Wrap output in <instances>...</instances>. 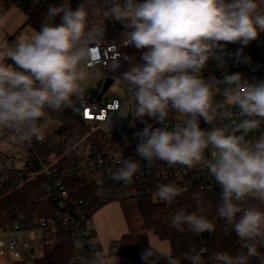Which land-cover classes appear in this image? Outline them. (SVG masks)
Returning a JSON list of instances; mask_svg holds the SVG:
<instances>
[{"label": "clouds", "instance_id": "1", "mask_svg": "<svg viewBox=\"0 0 264 264\" xmlns=\"http://www.w3.org/2000/svg\"><path fill=\"white\" fill-rule=\"evenodd\" d=\"M95 11L127 29L124 47L144 50L142 63L121 57L129 64L121 78L133 97L134 119L145 124L136 133L138 159L117 157L119 167L108 169V178L132 184L143 167L156 161L206 169L220 188L217 215L243 242L234 255L218 252L210 259L214 264L264 260V209L241 207L253 194L264 203V80L249 81L241 73H225L221 79L203 75L210 60L224 63L229 44L240 45L239 59L244 47L264 33V0H111ZM105 31L90 26L84 0L75 8L70 0H61L48 7L38 31L0 46V135L13 143L44 142L47 129L41 121L50 113L75 110L83 98ZM217 87L222 100H215ZM170 113L183 117L171 128L166 124ZM202 120L210 128L203 129ZM222 121L229 123L218 124ZM186 191L164 183L154 195L171 206ZM94 195L104 198L107 192L100 186ZM192 199L199 211L204 195L195 192ZM171 227L195 234L215 231L207 216L184 209L172 215ZM206 252L193 246L182 256L188 264H205ZM115 253L112 248L80 254L73 264H119ZM143 258L145 264H180L170 247L158 244H150Z\"/></svg>", "mask_w": 264, "mask_h": 264}, {"label": "built area", "instance_id": "2", "mask_svg": "<svg viewBox=\"0 0 264 264\" xmlns=\"http://www.w3.org/2000/svg\"><path fill=\"white\" fill-rule=\"evenodd\" d=\"M99 1L102 4L111 3V0ZM8 40L7 45L14 44V38H9ZM239 47V44H229L227 46L223 64L210 60L203 71L204 77L221 79L225 73H241L249 81L264 80V33L260 34L258 40L252 41L244 47L242 56L237 59L236 53ZM123 48H127L124 47L123 40H107L104 35L97 46L99 61L93 62L88 69L91 76H94L96 69H99L104 81L107 78H112V84L116 82L122 85L120 80L115 77V73L121 69L123 64V59H121ZM114 63H119L120 68L113 70L112 66ZM214 91L216 93L215 100L224 99L222 88L217 87ZM125 93L124 100L112 99L103 102V94L100 96L98 93L85 90L83 98L76 103L75 110L68 109L80 121L107 136H117L119 141L112 146L105 145L100 150H95L90 146H78L74 150L72 160L63 167L49 166L42 163L35 156L39 167L38 172L42 177V187L46 196L52 202L57 216L42 220L34 219L27 227L14 225L4 233L0 232L5 237L4 248L0 250V254L3 257L2 264L22 262V254L27 253L30 249V242L27 239H19L18 235L36 231L41 234L42 245L47 246L51 243V239L62 229L69 230L74 237L73 256L75 261L80 254L95 252L94 228L85 213L84 197L95 196L94 193L100 186H103L107 192L104 198L95 196L101 204L114 200H135L145 197L151 198L155 202H161L154 195L157 185L177 183L186 187L187 191L197 189L204 195L211 197L213 203L218 205L220 197L219 185L208 174L206 169L202 170L199 167L193 169H187L182 166L169 167L163 161H156L151 167H143L134 178L132 184L126 185L108 178L107 170H115L119 167L117 157L138 159L136 156V144L138 143L136 133L141 129L134 124L132 113L133 98L126 89ZM232 110L234 113L233 118L238 122L240 119L239 111L235 107ZM182 118L178 113H170L169 117L166 118V124L171 128L178 119ZM51 121L53 120H47L42 125L47 129V138L44 142L49 139H59L57 134L58 127L51 128ZM228 123V121L218 122V124L225 125ZM159 126L157 123L154 127ZM127 127L131 128V132L122 135ZM201 127L208 129L210 125L202 120ZM26 144L28 149L32 150V143ZM19 157L17 149L8 147L7 150L3 151L0 156V182L12 183L23 176L22 168L27 162L23 163L18 160ZM18 161L23 163L21 168L16 167ZM142 163L144 162L142 161ZM253 198L258 199L256 194ZM214 224L215 227H218L216 220H214ZM218 233L228 236L229 229L223 227L218 230ZM212 236L213 234L209 233L207 243L211 241ZM239 242L242 246L243 242L240 240ZM207 243L201 246L207 249L204 256L205 264H214V261L210 259L214 253ZM128 258L134 261L135 255L131 254Z\"/></svg>", "mask_w": 264, "mask_h": 264}, {"label": "trees", "instance_id": "3", "mask_svg": "<svg viewBox=\"0 0 264 264\" xmlns=\"http://www.w3.org/2000/svg\"><path fill=\"white\" fill-rule=\"evenodd\" d=\"M83 0H70L75 8L79 6ZM85 7L89 13V24L93 28H105V37L110 39H122V34L127 29L114 20H105L102 13L97 14L96 8L101 6L99 0H84ZM61 0H0V17L9 9L16 8L24 15L22 28L30 31H38L43 15L46 13L50 5H58ZM144 50L136 49L129 46L122 49L124 54L135 57L136 63H142L141 55ZM10 63V61H8ZM129 64L123 60L120 70L115 73L122 86L127 90L126 85L122 81V72L127 71ZM128 91V90H127ZM129 92V91H128ZM130 93V92H129ZM131 95V93H130ZM132 96V95H131ZM133 98V97H132ZM47 120H53L58 123L59 139H49L42 143L35 139L32 141V150L28 149L26 143H13L7 139V135H0V145L7 144L8 147L19 151V159L23 163V176L12 183L0 182V232L4 233L10 230L14 225L27 227L34 219L42 220L54 218L57 212L52 202L46 196L42 187V177L39 174L35 156L49 166L63 167L72 160L74 150L78 146H90L95 150H100L103 146H112L116 144L117 136H107L99 130L94 129L90 125L80 121L73 116L69 110L62 113H50L46 119L41 121L43 125ZM137 127L142 129L145 124L136 121ZM153 127L157 123L148 120ZM3 152H0V156ZM199 192L197 189H190L171 205L165 202H155L151 198H140L133 201L136 202L139 214L142 220L143 233L136 235L129 233L124 239L133 242L131 251L135 255V260L143 258V254L148 249L146 233L151 231L159 240L166 241L171 248L174 256L180 259V264H188L183 259L182 254L189 251L193 246L199 248L204 246L209 240V233H212V239L207 243L213 250V253L228 252L234 255L242 246L239 238L226 221L217 215V205L213 203V199L204 195L202 206L197 211V205L192 199V194ZM93 195V193H92ZM85 213L90 219L91 215L104 204L99 203L95 196L84 197ZM125 201V200H123ZM109 203V202H108ZM107 204V203H105ZM241 207H260L264 209V203L253 197H248L241 202ZM184 209L188 212L196 211L197 214H204L214 223H218L214 232H204L195 234L190 231L179 232L171 227L172 215ZM227 227L229 229L228 236L218 233V230ZM95 232L93 234V237ZM123 239V240H124ZM74 237L67 229H62L57 235L51 239V243L44 246L42 257L33 260L32 264H73L75 262L73 256ZM101 250L97 243H94V251ZM264 253V248L260 249ZM127 250L124 256L127 257ZM134 260V261H135ZM17 264H26L23 261ZM121 264H127L125 262ZM159 264H166L161 260ZM249 264H264V260L252 258Z\"/></svg>", "mask_w": 264, "mask_h": 264}, {"label": "rangeland", "instance_id": "4", "mask_svg": "<svg viewBox=\"0 0 264 264\" xmlns=\"http://www.w3.org/2000/svg\"><path fill=\"white\" fill-rule=\"evenodd\" d=\"M24 22V15L16 8L9 9L4 15L0 17V46L7 45L9 38H14V43L20 39L26 38L33 32L27 28H22ZM90 72V71H89ZM104 79L101 76V71L96 69L94 76L89 77L83 84L85 90H89L95 93H100ZM125 89L119 83L112 84L109 89L103 93V102L110 101L112 99L124 100ZM127 105H129L127 103ZM134 124L137 127L136 120ZM51 128H57L58 123L56 121L50 122ZM138 128V127H137ZM131 128H126L122 135L129 134ZM7 144L0 145V152L7 150ZM22 162L17 163L16 167L21 168ZM255 194L251 195L253 197ZM91 223L94 228V243L100 246L101 250L111 251L112 248L116 249V255L119 260V264L125 262L127 264H145L144 258L131 261L128 257L132 254L131 247L133 242L128 239H124L129 233L139 235L143 233L142 220L137 208V204L133 200L119 201L114 200L97 209L91 215ZM147 244H158L162 249L169 248L166 241L159 240L151 231H147ZM124 239V240H123ZM127 250V257L124 256V251ZM44 253V246L41 244L36 249L34 255L23 253V262L26 264H32L33 260L42 257Z\"/></svg>", "mask_w": 264, "mask_h": 264}, {"label": "crops", "instance_id": "5", "mask_svg": "<svg viewBox=\"0 0 264 264\" xmlns=\"http://www.w3.org/2000/svg\"><path fill=\"white\" fill-rule=\"evenodd\" d=\"M19 239H27L30 242V249L27 251L29 255H34L36 249L39 247V245L42 244L40 238L41 234L40 232L36 231L34 233H21L18 235ZM5 245V237L3 234H0V250L4 248ZM26 253V254H27ZM3 257L0 254V264H2ZM23 261V258H22Z\"/></svg>", "mask_w": 264, "mask_h": 264}, {"label": "water", "instance_id": "6", "mask_svg": "<svg viewBox=\"0 0 264 264\" xmlns=\"http://www.w3.org/2000/svg\"><path fill=\"white\" fill-rule=\"evenodd\" d=\"M113 83V79L112 78H107L105 81H104V83H103V85H102V88H101V91H100V96L103 94V93H105L108 89H109V87L111 86V84Z\"/></svg>", "mask_w": 264, "mask_h": 264}]
</instances>
